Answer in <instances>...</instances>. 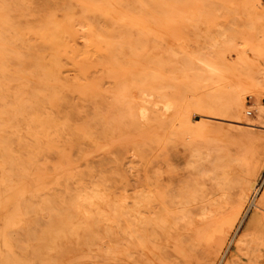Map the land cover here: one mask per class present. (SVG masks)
I'll use <instances>...</instances> for the list:
<instances>
[{
    "label": "rangeland",
    "instance_id": "374dc122",
    "mask_svg": "<svg viewBox=\"0 0 264 264\" xmlns=\"http://www.w3.org/2000/svg\"><path fill=\"white\" fill-rule=\"evenodd\" d=\"M263 52L264 0H0V264H264Z\"/></svg>",
    "mask_w": 264,
    "mask_h": 264
},
{
    "label": "bare ground",
    "instance_id": "6f19581e",
    "mask_svg": "<svg viewBox=\"0 0 264 264\" xmlns=\"http://www.w3.org/2000/svg\"><path fill=\"white\" fill-rule=\"evenodd\" d=\"M24 5H25V3H23ZM26 20H28L29 21V19H27V18H25ZM24 19V20H25ZM15 22H17V21H15ZM19 22V21H18ZM17 22V23H18ZM24 24V23H23ZM25 24H26V21H25ZM28 24V23H27ZM30 24V23H29ZM65 28V27H64ZM261 43H263V42H261ZM258 44H260V42L258 43ZM261 45V44H260ZM263 45V44H262ZM258 47V46H257ZM248 49H251V47H249ZM262 49V48H261ZM256 50V49H255ZM38 52V51H37ZM250 52H252V53H254L253 52V50H250ZM257 52H260V51H256V53ZM261 53V52H260ZM259 54V53H258ZM262 54H264V52L262 53ZM262 54H260V55H262ZM261 57V56H260ZM262 59H263V57H261ZM262 67V66H261ZM213 70V69H212ZM262 74L264 75V70L262 71ZM251 78V77H250ZM250 78H249V80H250ZM256 79V78H255ZM247 80V79H246ZM251 80H252V78H251ZM246 83H247V81H245ZM245 83V84H246ZM248 87H250L251 89H261V90H264V81L263 80H261L260 78L259 79H256V81H252V82H250L249 81V83H248ZM234 91H235V89H234ZM263 92V91H262ZM230 93H232V92H230ZM259 93H261L260 91H259ZM264 93V92H263ZM262 93V94H263ZM230 95V94H229ZM231 96V99H232V95H230ZM234 97H233V99L232 100H230V98H229V100H230V106L228 105V107H229V110H230V113H229V115L230 116H232L233 118H231V119H233L232 121H234V122H236V124L237 123H239V124H241V125H244L245 127H247V128H260V127H264V104H261L260 102H259V100L257 101V102H255L253 105H252V107L255 109V112H256V116L254 117V118H252L251 117V115H250V117L251 118H247V119H244L243 118V116H244V114L242 115V105H243V99H245L244 97V90H242L241 88L240 89H238L237 90V93L235 94V95H233ZM7 100V99H6ZM3 101V100H2ZM4 102H6V101H4ZM4 102H2V104L4 103ZM47 102H49L48 100H47ZM8 103H10V102H8ZM8 103L6 104V105H8ZM44 103V102H43ZM35 104H37V103H34V106H35ZM46 104V103H45ZM45 104H44V106H45ZM227 104H229V103H227ZM38 105H40V104H37V106ZM48 105H49V103H48ZM33 106V107H34ZM37 106H35V107H37ZM29 107V110L31 111V108H30V106H28ZM32 107V106H31ZM40 107V106H39ZM4 108V107H3ZM2 108V109H3ZM67 108V106L64 108V112H65V109ZM2 109H1V111H2ZM27 109V108H26ZM33 109H35V108H32V110ZM48 109V108H47ZM244 109V108H243ZM23 110V109H22ZM228 110V111H229ZM1 111H0V113H1ZM3 112V111H2ZM25 112H28L29 113V111L27 110V111H24V114L26 115L27 113H25ZM33 112V111H32ZM36 112V111H35ZM35 112H34V114H35ZM37 113V112H36ZM2 114V113H1ZM1 114H0V116H1ZM40 114V113H39ZM66 114L68 115V112H66ZM57 115H59V114H57ZM66 115V116H67ZM26 116H28V114L26 115ZM32 115L30 114L29 115V119H30V117H31ZM36 116H38V115H36ZM60 116H62V114L60 115ZM93 116V115H92ZM253 116V115H252ZM40 116H38L37 118H39ZM204 117V116H203ZM28 118V117H27ZM32 118H33V116H32ZM34 118H36V117H34ZM64 117H62V119H63ZM90 118H93V117H90ZM2 119V118H1ZM0 119V120H1ZM58 119V118H57ZM95 120H96V118H94ZM93 119V120H94ZM3 120H4V118H3ZM33 120V119H32ZM31 120V121H32ZM56 120V119H55ZM64 120V119H63ZM94 120V121H95ZM6 121V120H5ZM99 120H96V122H98ZM1 122V121H0ZM3 122V121H2ZM35 122V121H34ZM59 123L61 122L60 120L58 121ZM63 122V121H62ZM65 122V121H64ZM28 123V122H27ZM33 123V122H32ZM37 123H38V121H37ZM37 123H35V124H37ZM58 123V124H59ZM101 123V122H100ZM100 123L98 122L97 124L98 125H100ZM2 124V123H1ZM9 124V123H8ZM8 124H6V125H8ZM29 124V123H28ZM66 124V123H65ZM65 124H64V126H65ZM2 125H5V124H2ZM30 125V124H29ZM32 125V124H31ZM93 125H95V124H93ZM92 125V126H93ZM98 125H96V126H98ZM10 126V125H9ZM8 126V127H9ZM38 126V125H37ZM101 126V125H100ZM6 127V126H5ZM13 127V126H12ZM59 127H62L61 125L59 126ZM99 127V126H98ZM97 127V128H98ZM64 128V127H63ZM96 128V127H95ZM101 128V127H100ZM99 128V129H100ZM2 129H4L3 127H2ZM6 129H8L7 127H6ZM94 129V128H93ZM98 129V130H99ZM9 130V129H8ZM21 130V129H20ZM7 131V130H6ZM11 131V130H10ZM16 131V130H15ZM14 131V132H15ZM22 131V130H21ZM244 132V131H243ZM248 132V131H247ZM245 133H246V131H245ZM5 134V133H4ZM7 134H8V131H7ZM6 134V135H7ZM10 134V133H9ZM9 134L7 135V137L9 136ZM15 134V133H14ZM6 135L4 136V137H6ZM19 134H17V136H18ZM24 135V134H23ZM246 135H248V134H246ZM20 136V135H19ZM1 138V139H5V138ZM13 138V137H12ZM15 138V137H14ZM18 138V137H17ZM17 138H15V139H17ZM22 138V137H21ZM19 139V138H18ZM9 141H11V136H10V140ZM9 141H8V143H9ZM13 141V140H12ZM35 141V140H34ZM6 142H7V139H6ZM30 143V142H29ZM34 143V142H33ZM37 143V142H36ZM24 144V143H23ZM38 144V143H37ZM37 144H35V146L34 147H36L37 146ZM40 144V143H39ZM38 144V145H39ZM29 145H32V142H31V144H29ZM26 146V145H25ZM33 147V148H34ZM40 147H41V145H40ZM25 148V147H24ZM36 150H40V148H37ZM255 154V153H254ZM258 156V155H257ZM253 157H255V156H253ZM259 157V156H258ZM264 159V158H263ZM260 161H259V159H254V158H250L249 160H247V162H246V164H245V166H244V170H243V172H240L239 174H238V177L236 178V179H234V181H233V188H234V194H233V196L236 198V200L238 201V206H237V210L235 211L236 212V220L239 218V216L241 215V213L243 212V210H244V208H245V205H246V202H249V200H250V198H251V195H252V192L253 191H255V189H256V184H257V180H258V176L260 175V173H261V171H262V166H261V164L262 163H259ZM228 176V175H227ZM226 176V179H228V177ZM222 178H224V177H222ZM218 179H221V178H218ZM231 180L233 179V178H230ZM229 179V180H230ZM228 180V181H229ZM225 182V181H224ZM232 182V181H231ZM229 183V184H232V183ZM218 183H222L223 184V182H218ZM216 185H217V183H216ZM219 185V184H218ZM217 185V186H218ZM219 186H221V185H219ZM218 186V187H219ZM223 186V185H222ZM225 187V186H224ZM227 187H225L224 189H226ZM218 189H220V188H218ZM222 190V189H221ZM263 199H264V197H263ZM262 199V200H263ZM260 201V204L258 205V204H256V202L258 201V200H256V202H254V204L255 205H257V206H259V207H264V202L263 201ZM72 202H73V199H72ZM248 205V204H247ZM256 206V207H257ZM263 216V215H262ZM264 217V216H263ZM250 222V221H249ZM255 222V221H254ZM248 224H250V223H248ZM260 224V223H259ZM252 226H254V224L252 225ZM262 229V228H261ZM221 257V256H220Z\"/></svg>",
    "mask_w": 264,
    "mask_h": 264
},
{
    "label": "built area",
    "instance_id": "2783aa9c",
    "mask_svg": "<svg viewBox=\"0 0 264 264\" xmlns=\"http://www.w3.org/2000/svg\"><path fill=\"white\" fill-rule=\"evenodd\" d=\"M247 114H248V115H252V114H253V110H251V109L248 110V111H247Z\"/></svg>",
    "mask_w": 264,
    "mask_h": 264
}]
</instances>
